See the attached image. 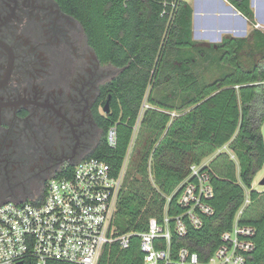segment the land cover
Wrapping results in <instances>:
<instances>
[{"label": "trees", "instance_id": "1", "mask_svg": "<svg viewBox=\"0 0 264 264\" xmlns=\"http://www.w3.org/2000/svg\"><path fill=\"white\" fill-rule=\"evenodd\" d=\"M54 1L80 24L100 61L121 70L106 87L112 101L101 119L102 141L84 158L103 160L118 173L147 105L115 213L118 230L134 235L127 248L105 246L97 264H143L137 235L148 230L150 219L163 225L165 218L171 232L168 264H176L181 248L205 264L246 198L237 223L254 228V249L244 264H264V191L252 189L264 165V31L253 28L247 37L226 36L215 46L200 47L192 39V9L184 0L175 1L170 21L163 11L173 0ZM225 1L256 25L251 0ZM213 67L219 75L205 81L202 73ZM111 126L117 134L113 148L106 141ZM223 146L234 159L227 151L218 152ZM212 154L205 168L212 175L208 204L213 214L202 215L198 229L186 222V233L179 236L174 223L184 213L178 204L181 184L191 165ZM154 245L167 248L163 239Z\"/></svg>", "mask_w": 264, "mask_h": 264}, {"label": "flooded vegetation", "instance_id": "2", "mask_svg": "<svg viewBox=\"0 0 264 264\" xmlns=\"http://www.w3.org/2000/svg\"><path fill=\"white\" fill-rule=\"evenodd\" d=\"M120 72L54 0H0V204L42 198L101 143Z\"/></svg>", "mask_w": 264, "mask_h": 264}, {"label": "built area", "instance_id": "3", "mask_svg": "<svg viewBox=\"0 0 264 264\" xmlns=\"http://www.w3.org/2000/svg\"><path fill=\"white\" fill-rule=\"evenodd\" d=\"M175 1L163 11L168 21L173 16ZM185 1V0H184ZM264 90V83H263ZM143 104L133 127L134 141ZM109 147L116 145V128L106 132ZM118 173L97 158H82L67 165L59 176L51 178L42 198L27 202L6 201L0 204V264H97L105 246L118 243L123 249L129 245L132 233H121L115 224V213L124 183L131 145ZM227 151L226 146L222 147ZM231 157L234 156L227 151ZM211 172L201 165H191L188 176L181 184L178 204L184 213L175 218L174 231L183 236L186 222L198 229L202 215H212L208 201L213 196ZM245 199L242 209L248 204ZM236 215L231 230L221 235V243L205 264H244L245 257L254 249V228L238 225ZM144 254L143 264H168V243L171 232L167 218L160 225L155 219L148 222V230L137 235ZM163 239L166 249H156L154 242ZM176 264H199L196 253L181 248Z\"/></svg>", "mask_w": 264, "mask_h": 264}, {"label": "crops", "instance_id": "4", "mask_svg": "<svg viewBox=\"0 0 264 264\" xmlns=\"http://www.w3.org/2000/svg\"><path fill=\"white\" fill-rule=\"evenodd\" d=\"M189 6L192 9V39L196 43L197 46L200 47H210L215 46L219 44L222 39L226 36H232V37H239L244 38L246 37L248 31H250L253 28L260 29L264 31L263 23L258 26L259 22L257 20V17L255 18L256 25H251L249 22L241 15L239 16V12H235L234 8L230 6L225 0H185ZM253 9V6H251ZM207 11H216V14H220L222 17H226L228 19H231V22L226 23H220L216 26L217 34L219 35L218 40H212L208 35L207 31L210 29V23L197 22V18L200 17L203 13ZM241 24V27L238 26V24ZM244 32L245 35L241 36L239 33ZM205 70V69H204ZM203 70V71H204ZM174 116V113H172ZM222 151V148L218 151ZM216 154H212L204 160H208V162L201 163V166L207 167L209 162L215 157ZM202 161V162H203Z\"/></svg>", "mask_w": 264, "mask_h": 264}, {"label": "rangeland", "instance_id": "5", "mask_svg": "<svg viewBox=\"0 0 264 264\" xmlns=\"http://www.w3.org/2000/svg\"><path fill=\"white\" fill-rule=\"evenodd\" d=\"M253 11L254 13L257 11L258 12V19L259 20H264V0H255L254 1V5H253ZM216 11H207L205 13H203L200 17L197 18V22L202 23V22H206V23H210V29H208L207 31V35L212 39V40H218L219 35L217 34L216 31V26L220 23H230L231 19H228L226 17H222L220 14H216ZM256 17V16H255ZM239 27H241V24H238ZM264 26V25H262ZM249 31L246 35V37L248 36ZM203 72V70H202ZM219 75V70L216 69V67H213L212 69H210L209 71H204L202 73V77L205 81H209L212 80L213 78L217 77ZM171 116H173V114H171ZM261 134H262V138L264 141V123L261 126ZM132 147L130 149V155H129V160L133 159V153H132ZM80 158H83L80 157ZM209 160V159H208ZM208 160H204L202 163L208 162ZM127 174V173H126ZM264 177V165L262 167V169L255 175L253 182H252V189L257 190L259 192H263L264 191V187L260 185V181L263 179ZM117 225L119 226V224L117 223Z\"/></svg>", "mask_w": 264, "mask_h": 264}, {"label": "water", "instance_id": "6", "mask_svg": "<svg viewBox=\"0 0 264 264\" xmlns=\"http://www.w3.org/2000/svg\"><path fill=\"white\" fill-rule=\"evenodd\" d=\"M254 1H255V0H251V1H250V2H251V6L254 5ZM234 11L237 12L236 10H234ZM237 13H238V12H237ZM238 14H239V16H241L240 13H238ZM258 15H259V14H258V12L256 11V12L254 13V16L257 17V20H258V22H259L258 26H260L261 23H263V25H264V20H259V19H258ZM239 35L244 36L245 33L242 32V33H239ZM260 185L264 187V177H263V179L260 181Z\"/></svg>", "mask_w": 264, "mask_h": 264}]
</instances>
